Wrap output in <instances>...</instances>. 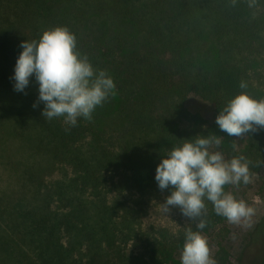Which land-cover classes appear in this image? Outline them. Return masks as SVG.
Listing matches in <instances>:
<instances>
[{
    "label": "trees",
    "instance_id": "1",
    "mask_svg": "<svg viewBox=\"0 0 264 264\" xmlns=\"http://www.w3.org/2000/svg\"><path fill=\"white\" fill-rule=\"evenodd\" d=\"M62 26L116 85L75 127L45 119L34 76L24 92L11 79L20 45ZM241 91L264 99V0H0V115L5 104L39 159L20 174L22 209L0 202V254L4 240L14 264H180L196 222L178 233L145 226L171 194L155 175L172 148L219 136L227 159L243 155L251 179L262 176L264 198V128L229 136L187 109L196 96L218 116ZM204 220L205 237L228 222L207 201ZM250 236L236 258L220 245L217 264H264V219Z\"/></svg>",
    "mask_w": 264,
    "mask_h": 264
},
{
    "label": "clouds",
    "instance_id": "2",
    "mask_svg": "<svg viewBox=\"0 0 264 264\" xmlns=\"http://www.w3.org/2000/svg\"><path fill=\"white\" fill-rule=\"evenodd\" d=\"M237 2L232 0L233 4ZM20 47L23 51L11 77L14 90L24 92L34 76L47 120L63 117L70 127H75L80 118L91 120L116 87L107 71L95 68L77 50V38L67 27L45 30L38 40L23 42ZM240 87L246 89L248 85L241 82ZM216 124L229 136L259 131L264 128V99L241 91L220 110ZM220 145L221 138L214 135L184 140L156 168L159 189L171 186L164 205L166 212L169 206H178L184 216L196 222V230L189 227L185 232L180 264H216L208 240L202 235L206 201L230 224L252 226L254 208L225 191L226 185L251 182L250 161L243 155L227 159Z\"/></svg>",
    "mask_w": 264,
    "mask_h": 264
},
{
    "label": "rangeland",
    "instance_id": "3",
    "mask_svg": "<svg viewBox=\"0 0 264 264\" xmlns=\"http://www.w3.org/2000/svg\"><path fill=\"white\" fill-rule=\"evenodd\" d=\"M0 109L2 110L1 103ZM187 109L190 113L200 114L209 123L216 122L217 114L213 104L196 96L189 97ZM10 124L11 122L6 116V105L3 104V117L0 115V202L2 201L3 210H9L10 207L19 211L22 209L23 201L26 198L25 188L20 184L22 182L19 179L20 174L26 165H32L33 160L37 162L39 159L35 158L32 142L25 138L22 133L12 130ZM261 178L262 176L255 177L247 185L243 183L239 185L230 184V193L253 207L255 214L252 217L251 227L227 222L217 228L214 233L212 232L210 236H206L211 255L216 260V264L220 245L224 246L230 255L236 258L241 253L242 247L251 239L250 234L264 219V198L260 196V186L263 180ZM166 201L167 199H160L151 207L145 219V226L161 228L170 233L186 230L191 225V219L184 216L178 206H169V211L166 212L164 206ZM3 228L5 225L1 223L0 235H3ZM5 243L6 241L3 240V254H0V264H6L4 263L6 258L10 260L8 264H14L17 254L12 251L10 253L14 255L9 254V249ZM12 257L14 258L12 259Z\"/></svg>",
    "mask_w": 264,
    "mask_h": 264
}]
</instances>
